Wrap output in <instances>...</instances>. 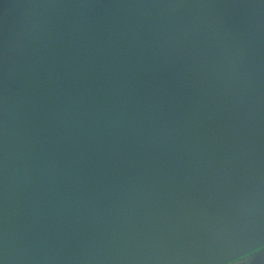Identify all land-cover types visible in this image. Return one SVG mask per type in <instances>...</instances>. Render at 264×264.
I'll return each instance as SVG.
<instances>
[{
    "label": "water",
    "instance_id": "95a60500",
    "mask_svg": "<svg viewBox=\"0 0 264 264\" xmlns=\"http://www.w3.org/2000/svg\"><path fill=\"white\" fill-rule=\"evenodd\" d=\"M262 249L264 0H0V264Z\"/></svg>",
    "mask_w": 264,
    "mask_h": 264
},
{
    "label": "crops",
    "instance_id": "0c3cea01",
    "mask_svg": "<svg viewBox=\"0 0 264 264\" xmlns=\"http://www.w3.org/2000/svg\"><path fill=\"white\" fill-rule=\"evenodd\" d=\"M234 264H264V249L259 250L246 257L244 260H239Z\"/></svg>",
    "mask_w": 264,
    "mask_h": 264
}]
</instances>
